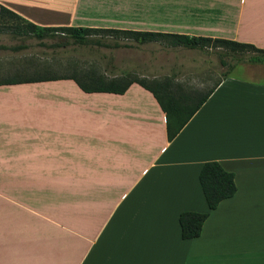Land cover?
Segmentation results:
<instances>
[{"label": "crops", "instance_id": "crops-1", "mask_svg": "<svg viewBox=\"0 0 264 264\" xmlns=\"http://www.w3.org/2000/svg\"><path fill=\"white\" fill-rule=\"evenodd\" d=\"M180 3L179 29L158 31L264 49V0ZM0 5L40 27L155 30L117 25L121 0ZM245 76L179 82L195 98L211 91L172 140L136 82L123 93L0 85V264H264V78ZM210 160L236 185L212 210L198 180ZM182 211L208 212L198 237H181Z\"/></svg>", "mask_w": 264, "mask_h": 264}, {"label": "rangeland", "instance_id": "rangeland-1", "mask_svg": "<svg viewBox=\"0 0 264 264\" xmlns=\"http://www.w3.org/2000/svg\"><path fill=\"white\" fill-rule=\"evenodd\" d=\"M180 1L121 0L124 15L122 22L116 24L142 29L177 30L182 22L177 16ZM97 36L106 43H127L129 46L79 45L59 34H46L38 39L31 35L0 31V77L7 76L26 62H34L52 68L62 65L93 69L108 79L124 75L148 81L170 77L185 86H194L205 76L213 82L225 74L264 78V63L246 60L253 54L251 51L232 54L224 48L214 47H209L212 49L210 51H200L163 42L141 43L108 34ZM17 45L21 48H10ZM49 88L47 84L38 86V89Z\"/></svg>", "mask_w": 264, "mask_h": 264}, {"label": "trees", "instance_id": "trees-1", "mask_svg": "<svg viewBox=\"0 0 264 264\" xmlns=\"http://www.w3.org/2000/svg\"><path fill=\"white\" fill-rule=\"evenodd\" d=\"M9 31L16 35H31L38 39L46 34H59L68 37L79 45H98L107 47L129 46L127 43H106L99 34H108L126 40L144 42H163L173 46H183L190 49L206 47L224 48L228 53L237 54L251 51L247 57L251 63H264V49L246 42H239L225 38H212L187 33L166 32L158 30H140L112 27H75V26H45L40 27L25 20L15 12L0 5V31ZM13 50L20 45L10 47ZM57 79H72L85 92H113L123 93L127 87L136 82L148 89L157 100L165 114L166 136L172 140L181 128L188 122L196 110L201 106L211 91H207L200 98L192 96L193 91L186 89L172 78L146 80L136 76H119L106 78L93 69H82L79 66H63L57 68L43 64L26 62L17 67L5 77H0V85L28 82H42ZM194 100H197L194 102ZM198 180L210 210L218 203L231 197L236 191L234 174L225 170L215 160L203 162ZM208 212L182 211L178 216L180 234L183 239L196 238L200 235L202 225Z\"/></svg>", "mask_w": 264, "mask_h": 264}]
</instances>
